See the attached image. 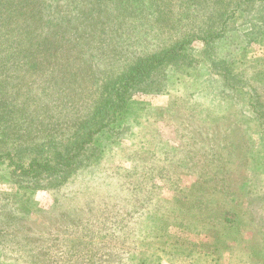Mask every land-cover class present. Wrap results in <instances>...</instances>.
I'll return each mask as SVG.
<instances>
[{
    "label": "rangeland",
    "instance_id": "rangeland-1",
    "mask_svg": "<svg viewBox=\"0 0 264 264\" xmlns=\"http://www.w3.org/2000/svg\"><path fill=\"white\" fill-rule=\"evenodd\" d=\"M198 1L14 0L0 16V151L62 147L106 78L208 28L225 3ZM36 27L49 52L36 55ZM245 29L231 19L216 45L236 59L243 103L211 108L206 66L176 73L168 94L130 101L129 139L62 186L29 192L1 180L0 262L264 264V131L250 106L254 91L264 107V37L248 45Z\"/></svg>",
    "mask_w": 264,
    "mask_h": 264
},
{
    "label": "trees",
    "instance_id": "trees-1",
    "mask_svg": "<svg viewBox=\"0 0 264 264\" xmlns=\"http://www.w3.org/2000/svg\"><path fill=\"white\" fill-rule=\"evenodd\" d=\"M183 2L199 4L198 0ZM14 4V0H0V16H5L4 10L11 9ZM212 13L214 19L208 28L187 29L185 36L173 39V43L162 50L139 57L119 74L106 78L91 114L78 124L69 141H60L62 147L58 142L42 144L37 149L15 143L13 148L0 151V181L10 182L29 192L62 186L77 170L98 163L110 150L111 144L129 139L137 122L130 101L137 95L168 94L176 73L188 72L190 75L192 70L201 73L199 67L206 66L209 73L201 77L200 85L210 107L219 110L230 102L243 103L239 91L247 85L237 69L236 59L231 55L219 57L216 45L227 37L231 19L246 28L242 33L246 44L258 43L264 37V0H225L223 6ZM3 18H0V29L4 27L2 22H6ZM38 30L39 27H36V55L41 51H50L47 39L39 40L41 34ZM101 43L99 41V45ZM196 43L200 44V49H197ZM4 47L5 44L0 42V54H4ZM15 47L14 53H23L20 47ZM98 48L91 46L89 50ZM100 48L101 51L106 50V46ZM91 56L95 57L94 53ZM25 58L28 56L25 55ZM39 62L36 57V62L30 63L31 68L37 67ZM250 94V106L264 131V107L261 108L260 99L254 91ZM48 147L50 151H47Z\"/></svg>",
    "mask_w": 264,
    "mask_h": 264
}]
</instances>
